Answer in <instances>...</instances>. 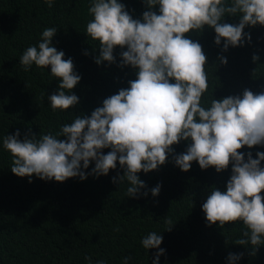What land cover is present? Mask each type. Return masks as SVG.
Returning a JSON list of instances; mask_svg holds the SVG:
<instances>
[{
  "label": "clouds",
  "instance_id": "obj_1",
  "mask_svg": "<svg viewBox=\"0 0 264 264\" xmlns=\"http://www.w3.org/2000/svg\"><path fill=\"white\" fill-rule=\"evenodd\" d=\"M51 8L55 0H42ZM146 9L134 19L121 0H90L86 25L87 38L98 41L97 65L117 62L114 50L119 47L118 67H131L136 79L102 101L90 115H78L60 130L20 139L17 130L2 139V148L11 157L10 171L17 177L35 175L44 181L64 182L87 175L107 176L110 170H123L113 183L127 182V197L147 196L145 174L172 162L181 171L198 163L201 170L214 168L221 173L231 165V175L223 191L212 187L202 204L206 224L223 228L229 222H241L245 230L235 244L254 246L252 254L264 245V91L241 93L212 99L202 104L208 90L207 57L198 41L186 34L199 33L205 26L215 32L214 44L222 52L229 47H244L251 42L246 27L264 26V0H142ZM158 6V8L156 7ZM156 8L154 11L153 9ZM225 17H238L236 24ZM57 28L43 29L36 45L28 46L19 57L24 71L47 68L58 80L57 90L47 95L53 112L75 108L79 97L73 92L81 76L74 70L71 57L53 45ZM126 50H123L125 49ZM88 53L85 52V55ZM219 63H228L225 56ZM258 55L252 56L254 63ZM29 131H31L29 129ZM63 137L64 139H61ZM189 142L184 152L176 154L173 145ZM249 151H238L242 148ZM110 149L107 154L103 150ZM94 167L89 173L90 163ZM161 185L151 188L159 195ZM166 218V217H165ZM168 225H173L166 218ZM171 226L167 229L170 230ZM163 237L149 232L141 238L142 247L156 249L152 264H159L165 254ZM243 253H229L227 264H236ZM85 259L92 264L90 256ZM126 256L122 264H129ZM96 264H106L97 261Z\"/></svg>",
  "mask_w": 264,
  "mask_h": 264
},
{
  "label": "trees",
  "instance_id": "obj_2",
  "mask_svg": "<svg viewBox=\"0 0 264 264\" xmlns=\"http://www.w3.org/2000/svg\"><path fill=\"white\" fill-rule=\"evenodd\" d=\"M121 3L134 19L147 10L142 0ZM89 6L90 0H55L51 8L42 0H0V264H89L87 256L92 264L100 260L122 264L126 256L131 257L129 264H152L157 250L146 251L140 243L149 232L163 237L160 247L165 254L159 264H227L229 253H243L236 264H264V245L252 254L254 246L235 244L245 230L241 222H229L223 228L218 223L206 224L202 204L212 187L225 189L231 165L217 173L214 168L201 170L193 162L183 172L170 156L157 170L138 173L146 185L141 193L148 195L137 198L127 197V182H112L113 177L123 175L118 163L107 176L87 175L83 181L79 177L44 181L33 175L29 183L28 177L10 171L12 157L2 148L3 137L17 130L20 139L25 134L37 138L55 134L61 125L78 115H90L105 98L136 79L131 67H118L119 47L114 50L115 64L94 62L98 41L84 34L92 19ZM238 21V17H225L226 23ZM46 27L57 28L52 43L65 53L64 59L72 58L81 76L73 89L79 97L75 108L53 112L47 95L57 90L58 80L47 68L33 65L26 72L19 63L23 51L38 43ZM244 31L250 33L251 42L226 52L221 51L222 44H214L215 32L207 26L199 33L186 34L202 45L207 57L208 90L201 101L205 107L213 98L236 95L245 88L253 93L264 91V26ZM221 55L227 58L226 65L219 63ZM253 55L260 60L254 63ZM188 143L172 147L179 154ZM103 151L107 154L110 149ZM250 151L255 158L264 147L254 146ZM93 167L94 162L83 171L87 174ZM157 184L161 190L153 197L150 189ZM165 217L172 220V226Z\"/></svg>",
  "mask_w": 264,
  "mask_h": 264
}]
</instances>
